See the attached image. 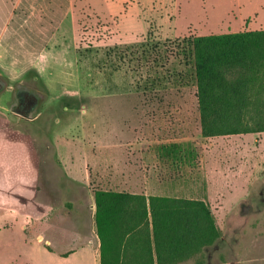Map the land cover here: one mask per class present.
Instances as JSON below:
<instances>
[{
  "label": "rangeland",
  "instance_id": "374dc122",
  "mask_svg": "<svg viewBox=\"0 0 264 264\" xmlns=\"http://www.w3.org/2000/svg\"><path fill=\"white\" fill-rule=\"evenodd\" d=\"M251 24H264V0H0V264H47L48 234L85 229L75 211L88 193L61 160L125 139L111 119L128 109H160L151 139L197 155L196 192L181 196L204 199L219 237L179 264H264V131L201 136L186 42ZM16 87L40 95L33 117L8 110Z\"/></svg>",
  "mask_w": 264,
  "mask_h": 264
},
{
  "label": "trees",
  "instance_id": "16d2710c",
  "mask_svg": "<svg viewBox=\"0 0 264 264\" xmlns=\"http://www.w3.org/2000/svg\"><path fill=\"white\" fill-rule=\"evenodd\" d=\"M186 42L201 136L263 132L264 31L193 35ZM93 192L99 264H178L219 237L209 207L200 199ZM136 240H143L142 248L147 242V255L121 256Z\"/></svg>",
  "mask_w": 264,
  "mask_h": 264
},
{
  "label": "crops",
  "instance_id": "0c3cea01",
  "mask_svg": "<svg viewBox=\"0 0 264 264\" xmlns=\"http://www.w3.org/2000/svg\"><path fill=\"white\" fill-rule=\"evenodd\" d=\"M251 26V29L243 31H264V24L261 26L251 24ZM150 110L153 109H128V112L120 116L117 121L111 119V126L118 125V123L126 126L125 139L120 138L115 131V136L112 134L108 141L101 139L100 152L90 156L86 154L77 162L72 158L66 159L65 163L61 160L67 174L78 178L83 184V190L88 193L85 208L75 211L79 226L82 223L87 222V224L84 230H79L78 227L79 231L74 229L73 233L61 235L58 240L48 234L47 243L51 248L46 249L47 264H99L100 242L94 224L93 191L96 189L145 197L167 196L197 199L181 196L183 193L196 192L197 182L195 178L190 177V174L191 163L196 161L197 155L191 153L182 155L181 138L164 137V139L159 136L158 139H151L150 125L157 127L163 124L165 116L164 113L162 114L164 117L161 118L153 116L155 113L159 114L160 109L158 111L154 109L155 113H151ZM172 110L171 114L174 115L173 117L168 116L169 121L181 125L183 121L175 115L179 114L180 110ZM223 182H217V184L224 185ZM200 200L204 201L202 198ZM69 214L71 216L73 213ZM39 239L40 237L38 241ZM142 243L143 240L134 241L133 244L136 246L132 244L126 247L121 256L131 258L137 254L147 255V242L145 241L144 248H142Z\"/></svg>",
  "mask_w": 264,
  "mask_h": 264
},
{
  "label": "flooded vegetation",
  "instance_id": "af4514ba",
  "mask_svg": "<svg viewBox=\"0 0 264 264\" xmlns=\"http://www.w3.org/2000/svg\"><path fill=\"white\" fill-rule=\"evenodd\" d=\"M2 80L0 79V83ZM3 83V82H2ZM3 83L2 92L5 90ZM40 95L31 88L16 87L13 91L12 102L7 106L13 114L23 117H33L39 106Z\"/></svg>",
  "mask_w": 264,
  "mask_h": 264
},
{
  "label": "water",
  "instance_id": "95a60500",
  "mask_svg": "<svg viewBox=\"0 0 264 264\" xmlns=\"http://www.w3.org/2000/svg\"><path fill=\"white\" fill-rule=\"evenodd\" d=\"M2 89H3V83L1 82L0 83V92L2 91Z\"/></svg>",
  "mask_w": 264,
  "mask_h": 264
}]
</instances>
